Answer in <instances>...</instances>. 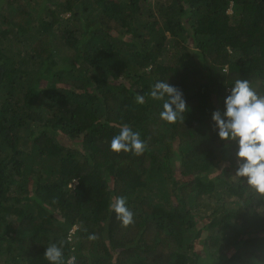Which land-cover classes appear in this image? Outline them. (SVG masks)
<instances>
[{"label": "trees", "instance_id": "1", "mask_svg": "<svg viewBox=\"0 0 264 264\" xmlns=\"http://www.w3.org/2000/svg\"><path fill=\"white\" fill-rule=\"evenodd\" d=\"M241 78L264 94V0H0V264L61 241L76 264L264 261V197L211 120ZM124 124L140 155L110 150Z\"/></svg>", "mask_w": 264, "mask_h": 264}, {"label": "clouds", "instance_id": "2", "mask_svg": "<svg viewBox=\"0 0 264 264\" xmlns=\"http://www.w3.org/2000/svg\"><path fill=\"white\" fill-rule=\"evenodd\" d=\"M149 96L161 102L160 119L174 123L184 117L188 108L184 94L167 80L156 81L151 86ZM135 99L137 103L143 104L145 98L138 94ZM211 120L219 139L234 142L236 145L237 166L233 176L241 178L259 196L264 197V94H259L248 79H236L224 97L223 111L214 110ZM109 148L117 153L130 151L140 155L144 151L145 143L138 131L124 124L111 138ZM110 211L115 213L116 219L123 226L133 221V212L122 196L116 197L110 204ZM43 257L48 264H76L75 256L65 259L63 241L59 244L49 243ZM252 264H264V261L253 258Z\"/></svg>", "mask_w": 264, "mask_h": 264}, {"label": "rangeland", "instance_id": "3", "mask_svg": "<svg viewBox=\"0 0 264 264\" xmlns=\"http://www.w3.org/2000/svg\"><path fill=\"white\" fill-rule=\"evenodd\" d=\"M62 143H66L65 145H69L70 142L67 140V141H63L62 139L60 140Z\"/></svg>", "mask_w": 264, "mask_h": 264}]
</instances>
